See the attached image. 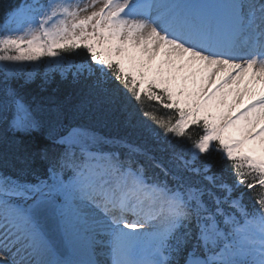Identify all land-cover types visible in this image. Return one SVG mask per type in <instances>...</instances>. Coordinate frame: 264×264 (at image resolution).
<instances>
[{"label":"snow or ice","instance_id":"snow-or-ice-1","mask_svg":"<svg viewBox=\"0 0 264 264\" xmlns=\"http://www.w3.org/2000/svg\"><path fill=\"white\" fill-rule=\"evenodd\" d=\"M7 19L6 70L47 65L89 82L98 106L134 104L159 137L190 143L158 159L83 129L50 132L61 150L40 153L46 174L0 173V264H264V0H25ZM43 111L5 85L7 131L41 130Z\"/></svg>","mask_w":264,"mask_h":264},{"label":"trees","instance_id":"trees-1","mask_svg":"<svg viewBox=\"0 0 264 264\" xmlns=\"http://www.w3.org/2000/svg\"><path fill=\"white\" fill-rule=\"evenodd\" d=\"M24 0H0V30L8 25L10 13ZM82 51V50H81ZM79 61L80 57H71ZM15 89L26 104L33 108H42L45 120L44 127L31 134L13 133L6 130V125L0 121V173L19 176L23 173L24 179L35 180L36 176L46 174L48 161L40 155L42 150L48 149L50 155L58 154L61 146H53L49 133L62 136L73 129H83L97 137L106 140L117 139L128 144L139 146L156 158H167L175 151L186 153L184 145L190 142L185 140L177 143L174 140L166 141L157 135L158 129L134 104L97 105L90 93L89 82L74 80L70 75L62 76L59 71H49L47 65L33 68L25 65L22 69L13 65L5 69L0 64V97L3 96L5 85ZM143 112L152 115H170L156 103L143 104ZM188 134L195 140L202 134V129L192 126ZM111 145L104 144V150H111ZM122 152L127 149L121 148ZM137 159L145 165L149 174L155 170L147 159L137 155ZM207 162L213 166V171L222 173L223 178L231 182V168L224 161L221 153L212 152ZM241 191L245 192L244 204L248 210L253 208V201L248 198L244 189H238L234 196ZM259 191V189H257Z\"/></svg>","mask_w":264,"mask_h":264},{"label":"rangeland","instance_id":"rangeland-1","mask_svg":"<svg viewBox=\"0 0 264 264\" xmlns=\"http://www.w3.org/2000/svg\"><path fill=\"white\" fill-rule=\"evenodd\" d=\"M29 2H31V1H29ZM81 6H83V5H81ZM99 6H100V5H97L96 7L99 8ZM91 10H96V9H91ZM91 10H90V11H91ZM87 14H88V13H82V15H87ZM12 25L14 26V24H12ZM22 254H23V253H21V255H22ZM18 258H19V257H18Z\"/></svg>","mask_w":264,"mask_h":264}]
</instances>
